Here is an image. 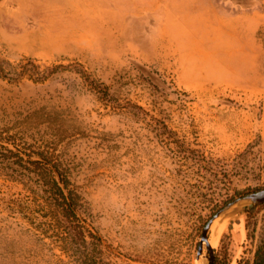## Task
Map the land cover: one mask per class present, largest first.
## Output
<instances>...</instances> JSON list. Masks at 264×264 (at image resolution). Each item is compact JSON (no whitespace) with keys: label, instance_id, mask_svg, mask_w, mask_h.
<instances>
[{"label":"rangeland","instance_id":"obj_1","mask_svg":"<svg viewBox=\"0 0 264 264\" xmlns=\"http://www.w3.org/2000/svg\"><path fill=\"white\" fill-rule=\"evenodd\" d=\"M260 189L264 0H0V264H253Z\"/></svg>","mask_w":264,"mask_h":264},{"label":"trees","instance_id":"obj_2","mask_svg":"<svg viewBox=\"0 0 264 264\" xmlns=\"http://www.w3.org/2000/svg\"><path fill=\"white\" fill-rule=\"evenodd\" d=\"M29 67V66H25ZM34 73H37L38 76L36 80H42L46 77L45 72L39 71V66L31 63L29 67ZM59 179H55L52 183V200L53 203L57 204L64 213L65 220L69 223V232H72L74 237L81 239V246L84 248L86 246V238L83 231L75 223V218L78 214L79 201L75 191L70 188L69 181L60 171H58ZM83 242V243H82ZM85 250V249H84ZM253 264H264V229L261 234L260 244L256 253V259Z\"/></svg>","mask_w":264,"mask_h":264},{"label":"water","instance_id":"obj_3","mask_svg":"<svg viewBox=\"0 0 264 264\" xmlns=\"http://www.w3.org/2000/svg\"><path fill=\"white\" fill-rule=\"evenodd\" d=\"M247 197L251 198L253 201H256V202H264V189H260L258 191L249 193L247 195ZM212 222H213V219H211L207 223L205 228L203 229L201 241H200V244H199V252L202 251L204 243H206L207 246L210 248V242H209V240L207 238V230H208L209 226H211ZM210 264H213V260L210 261Z\"/></svg>","mask_w":264,"mask_h":264},{"label":"bare ground","instance_id":"obj_4","mask_svg":"<svg viewBox=\"0 0 264 264\" xmlns=\"http://www.w3.org/2000/svg\"><path fill=\"white\" fill-rule=\"evenodd\" d=\"M221 232H222V227L218 221V218H215L211 224V234L209 236L210 237V239H209L210 244H215L218 241Z\"/></svg>","mask_w":264,"mask_h":264}]
</instances>
